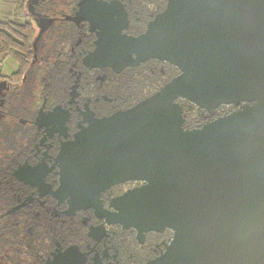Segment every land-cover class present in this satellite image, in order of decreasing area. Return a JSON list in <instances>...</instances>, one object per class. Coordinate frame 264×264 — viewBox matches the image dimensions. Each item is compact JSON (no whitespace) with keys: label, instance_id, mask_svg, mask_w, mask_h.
<instances>
[{"label":"flooded vegetation","instance_id":"1","mask_svg":"<svg viewBox=\"0 0 264 264\" xmlns=\"http://www.w3.org/2000/svg\"><path fill=\"white\" fill-rule=\"evenodd\" d=\"M26 15L32 54L0 71V264H247L217 232L224 193L264 179V110L222 119L264 95V0H29ZM216 122L225 147L175 144Z\"/></svg>","mask_w":264,"mask_h":264},{"label":"water","instance_id":"2","mask_svg":"<svg viewBox=\"0 0 264 264\" xmlns=\"http://www.w3.org/2000/svg\"><path fill=\"white\" fill-rule=\"evenodd\" d=\"M183 83H187L185 78L179 77L162 88L150 99V102L155 104L154 109L169 111L172 107L171 101L177 97V94L172 93L176 92ZM257 99L258 102L254 106L235 112L222 120L234 119L254 110H264V95ZM217 124V122L212 123L198 133L194 131L186 133V136L191 137L204 135L213 128L205 138L175 142V144L179 143L185 151H190L187 154H193L197 150L210 152L225 147L228 137L233 135L234 131L216 128ZM224 196L230 208L223 214L224 224L218 229V235L223 238L231 251L245 258L247 264H264V179L252 185L231 189L225 192Z\"/></svg>","mask_w":264,"mask_h":264},{"label":"trees","instance_id":"3","mask_svg":"<svg viewBox=\"0 0 264 264\" xmlns=\"http://www.w3.org/2000/svg\"><path fill=\"white\" fill-rule=\"evenodd\" d=\"M29 0H17L13 18L0 21V58L11 57L22 65L32 54V42L35 29L25 19Z\"/></svg>","mask_w":264,"mask_h":264},{"label":"crops","instance_id":"4","mask_svg":"<svg viewBox=\"0 0 264 264\" xmlns=\"http://www.w3.org/2000/svg\"><path fill=\"white\" fill-rule=\"evenodd\" d=\"M17 0H0V21L13 17Z\"/></svg>","mask_w":264,"mask_h":264},{"label":"rangeland","instance_id":"5","mask_svg":"<svg viewBox=\"0 0 264 264\" xmlns=\"http://www.w3.org/2000/svg\"><path fill=\"white\" fill-rule=\"evenodd\" d=\"M14 69L15 61L11 57H7L5 59L0 58V71L2 73H11Z\"/></svg>","mask_w":264,"mask_h":264}]
</instances>
